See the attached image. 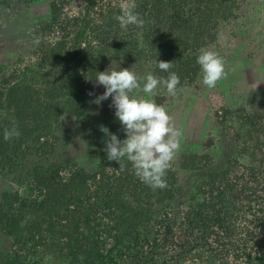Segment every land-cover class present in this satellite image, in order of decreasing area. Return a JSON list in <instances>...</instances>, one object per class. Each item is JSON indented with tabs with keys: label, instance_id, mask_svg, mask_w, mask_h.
Segmentation results:
<instances>
[{
	"label": "trees",
	"instance_id": "16d2710c",
	"mask_svg": "<svg viewBox=\"0 0 264 264\" xmlns=\"http://www.w3.org/2000/svg\"><path fill=\"white\" fill-rule=\"evenodd\" d=\"M18 1L31 4L38 0ZM47 1L48 19L38 30L51 31L57 39L37 45L34 65L18 72L0 65V174L11 175L15 189L1 193L0 232L17 245L11 253L0 254V264H30V258L37 254L54 255L58 263L63 260L62 264H122V256L127 253V262L157 264L153 255L166 256L165 247L173 240L170 222L165 221L163 227L168 237L160 234V238H149L138 230L149 219L150 200L160 204L173 196L172 190L153 191L134 175L126 159L123 171L113 161L114 171L108 177L106 163L87 173L74 170V164L65 158L63 165L70 172L65 181L58 176L59 164L31 166L19 176L26 167L22 161L31 149L45 154L54 148L59 140L55 134L59 117L81 116L88 104L86 87L95 83L96 73L108 59L130 64L150 60L152 73L158 77L168 73L157 68V60L174 62L169 71L180 78L177 88L192 85L200 73L198 49L218 47L221 27L235 22L240 4L246 0H135V11L144 24L130 25L127 30L114 19L121 14L118 5L86 0L84 11L70 16L63 12L66 0ZM248 105L251 111L242 108L237 116L245 127L238 156L205 174L190 196L192 201L182 213L183 220L175 227L181 243L179 263L230 264L227 252L236 249L243 256L247 253L244 264H264V100ZM12 121L20 135L6 141L4 128ZM106 127L121 141L126 139L117 119ZM184 160L188 165L182 168H194L193 160ZM172 177L168 170V186ZM88 182L92 188L90 195L86 190L89 200L84 206L78 199ZM21 188L23 193L40 189L44 199L39 203L27 197L22 200ZM69 202L72 205L68 208ZM99 204L101 209L96 208ZM25 207L36 212L27 224L20 225ZM97 211L108 218L115 234L105 253L102 241L109 238L101 235L108 228L91 217ZM164 220L157 217L156 226ZM139 239L149 247V257ZM23 252L24 259L20 256ZM166 263L171 264L164 260L159 264Z\"/></svg>",
	"mask_w": 264,
	"mask_h": 264
},
{
	"label": "rangeland",
	"instance_id": "374dc122",
	"mask_svg": "<svg viewBox=\"0 0 264 264\" xmlns=\"http://www.w3.org/2000/svg\"><path fill=\"white\" fill-rule=\"evenodd\" d=\"M112 1L120 4L122 2V0ZM86 3V0H66L63 12L70 16L78 11L83 12ZM48 12L47 0H38L31 4L18 0H0V65L4 69L14 68L18 72L24 66L36 63L37 56L33 47L39 43L41 38L47 40L53 37L51 31L47 30L33 35V31L39 29L40 24L48 19ZM219 43L218 47L213 50L224 58L227 76L221 79L215 88L209 89L202 83H198V77L192 85L177 88L175 96L168 95L165 89H160L155 97L158 104L168 108L169 115L172 116L176 127L182 130L183 136L180 151L169 168L173 177L167 188L172 190L173 196L159 202L160 204L155 203L154 199L150 200L152 206L150 205L151 208L149 206L148 209L149 219L141 223L138 230L140 234L146 233L147 236L152 237L155 233L158 234V226V231L162 229L161 234L168 236L163 232L165 221L173 217L176 219L180 212L179 209L190 204L192 201L190 196L194 194L196 186L203 181L205 174L217 170L224 166L228 159L238 156L240 135H243L245 129L237 118L240 116V109L244 108L243 110L249 112L251 107L249 108L248 103L264 100V0H246L240 4L239 15L235 22L228 26L223 24L221 27ZM146 57L149 58V54ZM108 60L100 72L105 71L113 61L114 66L119 65L120 68H130L136 65L135 70L141 76L149 73L150 70L152 73L150 60L141 61L143 64H130L125 60ZM117 70H119L118 67ZM104 91L103 86L95 83L88 85L85 94L88 104L81 116L79 118L69 115L59 117L58 122L55 123V128L57 127L55 134L59 140L54 148L45 154L34 153L31 149V154L26 157L25 162L22 161L26 167L19 176L25 175L31 166L46 168L59 164L58 176L61 181H65L70 173L63 165L64 159L67 158L69 163L74 164V170L79 168L87 173H92L100 164L106 163L105 171H109L106 174L109 177L114 171V166L113 161L108 160L104 151L106 136L99 131V126L106 127L115 122V109L110 107L111 97L103 101L99 107L89 103L97 95H102ZM90 92L96 95L89 96ZM66 138H68L67 141ZM184 158L193 160L194 168H182V165H188V162H184ZM239 162L245 163L241 159ZM11 177L4 173L0 174V200L2 192L15 190L11 184ZM85 186L84 193L79 194L78 199L84 206L87 199L86 190L90 195V188H92L90 182ZM23 189H18L22 200L27 197L28 200L39 203L44 199V193L40 189L28 190L26 193L22 192ZM69 205L72 204L69 202L68 208ZM100 205L96 208L101 209ZM23 209H21L23 211L22 219L19 221L20 225L27 224L36 212L30 207ZM97 213L98 211L91 217L93 219L97 217L100 226L108 228V232L101 235V237L109 238L102 241L105 253V249L112 245L115 234L114 229L109 227L108 218L102 217L103 213ZM157 217L160 219L166 217V220L156 226ZM172 225L174 227L176 224ZM148 226L149 230L146 232ZM176 234L173 232V235L176 236ZM174 243L175 241H172L171 244L174 245ZM141 244H143V252L147 254L149 247L146 243ZM176 246L178 247V244ZM14 248L16 250L17 245L12 244L10 236L0 232V254L11 253ZM20 256L23 258L25 252ZM123 256L128 259L130 255L127 253ZM30 259L32 261L30 264H62L63 262L60 260L61 262L58 263L54 255L37 254ZM125 261L124 259V264ZM26 262L29 263L27 260Z\"/></svg>",
	"mask_w": 264,
	"mask_h": 264
},
{
	"label": "clouds",
	"instance_id": "9594fccd",
	"mask_svg": "<svg viewBox=\"0 0 264 264\" xmlns=\"http://www.w3.org/2000/svg\"><path fill=\"white\" fill-rule=\"evenodd\" d=\"M120 9L121 14L114 19L122 29L127 30L130 25L143 26L144 20L135 11V0H122ZM37 32L39 30L35 29L33 35ZM54 37L56 40L57 36ZM40 40L45 43L42 38ZM155 63L159 70L168 73L166 77H158L151 70L141 76L135 70L136 65L120 68L111 61L105 71L96 73L95 84L103 86L104 93L89 101L99 107L111 97L110 107L115 109L114 115L122 126L126 139L121 141L107 127L100 125L99 131L107 138L104 141L107 158L119 163L121 171L124 170L123 161L126 159L131 163L134 175L154 190L167 188L166 173L180 151L183 136L182 130L176 127L169 115L168 108L158 104L155 99L160 89H165L168 95H176L180 78L177 73L169 71L174 62L157 60ZM196 63L200 67L197 82L209 89L215 88L227 76L224 58L210 46L198 49ZM93 95L96 94L89 93V96ZM19 135L15 121L4 128L3 136L6 141L18 138Z\"/></svg>",
	"mask_w": 264,
	"mask_h": 264
},
{
	"label": "built area",
	"instance_id": "2783aa9c",
	"mask_svg": "<svg viewBox=\"0 0 264 264\" xmlns=\"http://www.w3.org/2000/svg\"><path fill=\"white\" fill-rule=\"evenodd\" d=\"M102 3H103V5H105V6H114V5H118V7H120V3H115L114 1H112V0H102ZM78 13V12H77ZM76 13V14H77ZM76 14H74V15H76ZM45 42H47V43H52V42H54L55 41V37H52L51 39H47V40H45V39H43ZM197 198V197H196ZM198 200H200L199 198H198ZM191 204V203H190ZM190 204H188L186 207H182V208H180L179 209V214L176 216V219H174L175 217H173V218H171V219H168L167 221L168 222H170V227H172V230H173V232H175V233H177V231H178V229L176 230V228L175 227H177L178 226V223H180L183 219L181 218L182 217V213L187 209V207L190 205ZM161 217H162V215H161ZM163 219H165L166 220V217H164ZM174 219V220H173ZM176 224L174 227H173V225L172 224ZM158 226H157V232H158V234H156V235H153L152 237H158V238H160V234H161V232H162V229H159V231H158ZM173 232H172V237H173V240L172 241H175V243H174V245H170V246H167V247H165V251L167 252V254H166V256H164V257H161V256H155V255H153V259H155V261H156V263L157 264H159L162 260H164V261H168V262H171V264H187V262H182L181 261V263H179V262H177V260H180V258L179 257H181L180 256V254H181V243H178V241L177 240H175L178 236H177V234H176V236L175 235H173ZM153 234V233H152ZM149 237V236H148ZM152 237H149V238H152ZM168 237V236H167ZM179 238V237H178ZM141 241V240H140ZM141 243H144V242H142L141 241ZM176 244H178V247L176 246ZM198 246V245H197ZM246 254L247 253H245L244 255L245 256H243V254L241 253V251H239V250H236V249H232V250H229L228 252H227V257H228V261H229V263L230 264H244L245 263V257H246ZM147 255H148V257H149V255L150 254H148L147 253ZM123 258V260H122V264H124V259H125V257L124 256H122ZM126 260V259H125ZM250 261H252V260H250ZM125 264H133V263H131V262H127V261H125ZM167 264V263H166ZM188 264H190V263H188Z\"/></svg>",
	"mask_w": 264,
	"mask_h": 264
},
{
	"label": "crops",
	"instance_id": "0c3cea01",
	"mask_svg": "<svg viewBox=\"0 0 264 264\" xmlns=\"http://www.w3.org/2000/svg\"><path fill=\"white\" fill-rule=\"evenodd\" d=\"M3 9H6V8H3ZM3 9H2V10H3ZM2 10H1V15H2Z\"/></svg>",
	"mask_w": 264,
	"mask_h": 264
}]
</instances>
